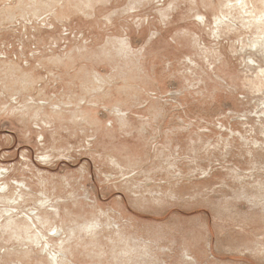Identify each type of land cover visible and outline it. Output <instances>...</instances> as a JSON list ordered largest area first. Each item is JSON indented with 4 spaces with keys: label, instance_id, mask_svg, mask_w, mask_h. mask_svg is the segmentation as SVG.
Returning a JSON list of instances; mask_svg holds the SVG:
<instances>
[{
    "label": "rangeland",
    "instance_id": "1",
    "mask_svg": "<svg viewBox=\"0 0 264 264\" xmlns=\"http://www.w3.org/2000/svg\"><path fill=\"white\" fill-rule=\"evenodd\" d=\"M235 1L215 26L223 0H0V220L40 217L5 220L0 264H264V45Z\"/></svg>",
    "mask_w": 264,
    "mask_h": 264
},
{
    "label": "bare ground",
    "instance_id": "2",
    "mask_svg": "<svg viewBox=\"0 0 264 264\" xmlns=\"http://www.w3.org/2000/svg\"><path fill=\"white\" fill-rule=\"evenodd\" d=\"M225 0H223V7L220 8V10L217 13H213L212 14V21L215 24V26L217 25V22H224L225 19H227V15L230 13V11H227V5L226 3H224ZM229 1V0H227ZM221 3V2H220ZM256 4H261V7L259 10L257 9ZM231 5V4H230ZM235 8V10H237L238 12H241V15L243 16V18H241V23L244 26H252L254 25L256 29H261L257 32L260 33V35H258V38L256 39H252V43L254 45V48H256V44L258 45H264V0H236L235 4L231 5ZM224 8V9H222ZM196 16L202 19V14L201 13H196ZM206 19H202L200 20V22H204ZM241 25V26H242ZM216 34V31L215 33ZM258 48V47H257ZM259 49V48H258ZM3 53L6 54V52L4 51ZM10 56V55H8ZM7 55L4 56L8 57ZM1 58L0 59H4ZM16 58V57H15ZM246 58L248 59V61L245 63L247 68H251V67H256L258 68L259 71V76L261 77V79L264 81V67H262V65L260 64L259 60L254 58L253 55H248L246 56ZM11 111V110H10ZM5 169L2 168V170H0V174L4 175ZM15 183H19V181H16ZM7 188V184H2L0 185V199L1 198H6V194L4 193L5 189ZM2 211L7 212L8 209L7 208H3ZM27 219L29 220V223L24 219L23 221L20 220V218H16L17 222H15V218H13L12 216L6 215L4 217V221L2 222L0 220V226H5V220L9 219L10 223V227L13 229H18V230H29L32 227L36 228L35 225V221L40 222V217L37 215V212H33L31 215H27ZM12 221H14V224H12ZM92 226V225H89ZM94 230V229H92ZM3 252V250H2ZM1 252V254H2ZM50 259L54 262H57V255H55L54 253L51 254Z\"/></svg>",
    "mask_w": 264,
    "mask_h": 264
}]
</instances>
